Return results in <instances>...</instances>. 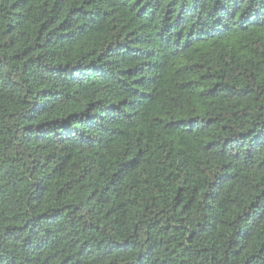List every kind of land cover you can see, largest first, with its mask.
Masks as SVG:
<instances>
[{"label": "trees", "instance_id": "16d2710c", "mask_svg": "<svg viewBox=\"0 0 264 264\" xmlns=\"http://www.w3.org/2000/svg\"><path fill=\"white\" fill-rule=\"evenodd\" d=\"M0 264H264V0H0Z\"/></svg>", "mask_w": 264, "mask_h": 264}]
</instances>
